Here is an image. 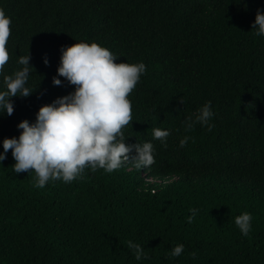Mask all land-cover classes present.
Returning <instances> with one entry per match:
<instances>
[{
  "label": "trees",
  "instance_id": "16d2710c",
  "mask_svg": "<svg viewBox=\"0 0 264 264\" xmlns=\"http://www.w3.org/2000/svg\"><path fill=\"white\" fill-rule=\"evenodd\" d=\"M0 9L12 22L4 74L28 54L33 67V94L14 97L13 114L0 116V153L19 123L74 91L57 68L60 49L81 42L108 48L116 63L146 65L123 133L126 144L156 150L149 168L86 171L43 189L34 172H13L9 150L0 162V264H264V37L251 28L264 0H0ZM209 101L212 130L186 131L184 120ZM157 127L170 132L167 147L153 140ZM243 212L253 217L247 237L234 223ZM129 240L147 260L135 259ZM177 244L184 252L171 257Z\"/></svg>",
  "mask_w": 264,
  "mask_h": 264
},
{
  "label": "clouds",
  "instance_id": "9594fccd",
  "mask_svg": "<svg viewBox=\"0 0 264 264\" xmlns=\"http://www.w3.org/2000/svg\"><path fill=\"white\" fill-rule=\"evenodd\" d=\"M11 18L0 9V113L11 116L14 112V97L28 98L33 90L27 86L30 72V54L19 57L20 67L10 75L4 74L10 56L7 48L11 35ZM253 35L264 37V9H257L255 21L251 25ZM60 63L57 76L71 86L74 91L57 98L50 105L42 106L34 123L25 120L18 124L22 130L18 138H5L2 142L3 162L9 150L15 163L12 170L16 174L35 173L34 187L43 189L50 182L61 181L71 184L83 177L86 171L103 170L111 174L131 164L136 170L149 168L155 163L156 150L151 142L126 144L123 129L132 122V102L130 94L146 73L143 62L116 63L119 58L108 48L95 42L76 43L60 49ZM48 64L47 58L44 59ZM54 86H62L61 79L53 77ZM183 103V100L180 101ZM211 102L202 106L195 114L184 120L185 130L197 124L211 131L214 125ZM168 130L152 129L153 140L167 147ZM188 136L180 139L179 147L187 145ZM187 218L191 224L198 209H190ZM252 215L243 212L235 217L239 232L247 237L252 231ZM128 248L137 261L147 260L144 247L129 240ZM184 245L177 244L171 249V257H179ZM195 259V253H192Z\"/></svg>",
  "mask_w": 264,
  "mask_h": 264
}]
</instances>
